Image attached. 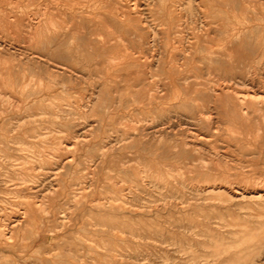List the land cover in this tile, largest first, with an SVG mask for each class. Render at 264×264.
Instances as JSON below:
<instances>
[{
  "label": "rangeland",
  "instance_id": "obj_1",
  "mask_svg": "<svg viewBox=\"0 0 264 264\" xmlns=\"http://www.w3.org/2000/svg\"><path fill=\"white\" fill-rule=\"evenodd\" d=\"M122 1L79 0L67 36L0 3V264H264V0Z\"/></svg>",
  "mask_w": 264,
  "mask_h": 264
},
{
  "label": "bare ground",
  "instance_id": "obj_2",
  "mask_svg": "<svg viewBox=\"0 0 264 264\" xmlns=\"http://www.w3.org/2000/svg\"><path fill=\"white\" fill-rule=\"evenodd\" d=\"M91 1L96 5V4H98V3H102V2L108 3V2L115 1L114 3H116V2H119V1H121V0H91ZM141 1H143V0H141ZM149 1H150V0H149ZM149 1L146 0V2H149ZM151 1H154V0H151ZM163 1H164V0H163ZM167 1H168V0H167ZM76 2L78 3L79 0H0L1 5H2V4H5V5L8 6V8L13 7L14 9L16 8V9H18V10L23 9L22 7H28L29 5H30V7H33V6H31L32 4H33V5H36V6H37L38 13H40V14L42 15V16H38V19H40V17H42V20L40 19V21H42V23L44 22V23H43V26H42V27H44V28H43V31H44V30H47L48 33L50 32V33H55V34H56V33H57V34H63V33H65V35H63V36H67V35H66L67 32L70 31V30H72L73 28L70 29V30H68L67 24H66V26H65V24L62 23L63 20H62V22H61L60 20H58V21H60V22H57V20H55V19H56L55 17H60L61 15L66 14V13H68L67 15H69V14H71L70 12H71L72 10L76 12V11H77V9L75 8V3H76ZM122 2H123V1H122ZM227 2H228V1H227ZM247 2H248V1H247ZM77 3H76V4H77ZM123 3H126V4L131 3V4L134 5L136 2L134 1V3H133V1L130 2V0H125V2H123ZM141 3H142V2H141ZM167 3H168V2H167ZM50 4H53L54 6L52 5V7H50V6H49ZM87 4H88V3H87ZM108 4H109V3H108ZM136 4H138V3H136ZM136 4H135V5H136ZM149 4H150V3H149ZM149 4L146 3L145 5H149ZM217 4H218V3H217ZM238 4H239V3H238ZM1 5H0V6H1ZM116 5H117V6L119 5V7H120L121 4L118 3V4H116ZM135 5H134V6H135ZM153 5H154V4H153ZM158 5H159V2H158ZM167 5H169V4H167ZM7 6H5V7H7ZM77 6H78V5H77ZM79 6H80V4H79ZM85 6H86V3L83 1V2H82V10L85 8ZM96 6H99V5H96ZM96 6H94V7H96ZM129 6H130V5H129ZM159 6H161V5H159ZM30 7H29V8H30ZM38 7H39L40 9H38ZM111 7H112V6H111ZM136 7H137V6H136ZM167 7H168V6H167ZM216 7H217V6H216ZM0 8H1V7H0ZM13 8H12V9H13ZM88 8H89V7H87V9H88ZM91 8H92V7H91ZM97 8H98V7H97ZM99 8H100V7H99ZM129 8H130V7H129ZM131 8H134V7H131ZM140 8H141V7H140ZM5 9H6V8H5ZM5 9H4V10H5ZM100 9H101V8H100ZM106 9H107V7H106ZM106 9H104V12H105ZM125 9H127V8H125ZM125 9H124V10H125ZM142 9H143V8H142ZM149 9H150V8H149ZM231 9H232V8H231ZM2 10H3V9H2ZM78 10H81V9H78ZM88 10H89V9H88ZM91 10H92V9H91ZM102 10H103V9H102ZM124 10H123V11H124ZM133 10L136 12L135 8H134ZM140 10H141V9H140ZM13 11H14V10H13ZM86 11H87V10H86ZM97 11H98V10H97ZM110 11H111V10H110ZM117 11H118V9H117ZM121 11H122V8H121ZM4 12H5V11H4ZM8 12H9V11H8ZM8 12H7V11L5 12V13L7 14V16H8V15H11V14H10L11 12H10L9 14H8ZM84 12H85V11H84ZM94 12H95V11H94ZM107 12H108V11H107ZM118 12H119V11H118ZM126 12H127V11H126ZM138 12H139V11H138ZM0 13H1V12H0ZM5 13L2 14V15H6ZM90 13H91V12H90ZM98 13H100V12H98ZM119 13H120V12H119ZM136 13H137V12H136ZM142 13H143V12H141L140 15H142ZM13 14H14V13H12V15H13ZM24 14L28 15V13H24ZM33 14H34V13H33ZM36 14H37V13H36ZM40 14H39V15H40ZM93 14H95V13H93ZM96 14H97V12H96ZM100 14H102V13H100ZM104 14H105V13H104ZM117 14H118V13H117ZM122 14H124V13H122ZM131 14H132V13H131ZM0 15H1V14H0ZM2 15H1V16H2ZM29 15H30V14H29ZM37 15H38V14H37ZM102 15H103V14H102ZM106 15H107V14H106ZM108 15H109V14H108ZM133 15H134V14H133ZM221 15H222V14H221ZM1 16H0V19H1ZM24 16H25V15H24ZM33 16H34V18H35L36 15L34 14ZM74 16H75V14H74ZM113 16H114V15H113ZM136 16H137V15H136ZM143 16H144V15H143ZM3 17H4V16H3ZM13 17H14V15H13ZM16 17H17V15H16ZM19 17H23V16H20V15H19ZM19 17H18V18H19ZM30 17H32V16H30ZM65 17H66V16H65ZM79 17H80V16H79ZM79 17H78V19H75V20L78 21V20H79ZM105 17H106V16H105ZM111 17H112V16H111ZM121 17H123V16H121ZM124 17H125V16H124ZM130 17H131V16H130ZM5 18H6V17H5ZM8 18H9V17H8ZM14 18H15V17H14ZM18 18H17V19H18ZM24 18H26V17H24ZM28 18H29V17H28ZM61 18H62V17H61ZM67 18H68V17H67ZM72 18H73V17H72ZM72 18H71V19H72ZM81 18H82V17H81ZM81 18H80L79 21H81ZM83 18H84V17H83ZM95 18H96V17H95ZM112 18H114V17H112ZM29 19L31 20V18H29ZM58 19H59V18H58ZM90 19H91V18H90ZM100 19H101V18H100ZM116 19H118V18H116ZM142 19H143V18H142ZM144 19H145V17H144ZM151 19H152V18H151ZM155 19H156V18H155ZM157 19H158V18H157ZM190 19H191V18H190ZM4 20H5V19H4ZM4 20H3V21H4ZM7 20H8V19H7ZM9 20H10V18H9ZM9 20H8V21H9ZM11 20H12V19H11ZM18 20H19V19H18ZM36 20H37V19H36ZM75 20H74V21H75ZM91 20H92V19H91ZM109 20H110V19H109ZM114 20H115V19H114ZM118 20H122V19H118ZM118 20H117V21H118ZM139 20H140V19H139ZM12 21H13V20H12ZM20 21H23V18H22V20H20ZM31 21H32V20H31ZM31 21H30V22H31ZM34 21H35V20H34ZM37 21H38V20H37ZM85 21H86V20H85ZM97 21H99V19H98ZM14 22H16V21H14ZM92 22H93V21H92ZM112 22H113V21H112ZM118 22H119V21H118ZM118 22H117V23H118ZM129 22H130V21H129ZM139 22H141V21H139ZM0 23H1V22H0ZM4 23H7L6 20H5V22H3V24H4ZM11 23H12V22H11ZM22 23H23V22H22ZM25 23H27V21H25ZM25 23H23V24H25ZM33 23H34V22H33ZM33 23H31V24L34 25ZM80 23H81V22H80ZM95 23H96V22H95ZM95 23H92V24H95ZM101 23H102V20H101ZM105 23H106V22H105ZM114 23H115V22H114ZM124 23H125V22H124ZM132 23L135 24V23H137V21H136L135 23H134L133 21H131V24H132ZM144 23H145V21L143 22V24H144ZM148 23H149V22H148ZM157 23H158V22H157ZM174 23H175V21H174ZM177 23H178V22H177ZM3 24H1V25H2V28H3ZM13 24H14V23H12V25H13ZM68 24H69V23H68ZM106 24H107V23H106ZM108 24H109V23H108ZM126 24H128V23L126 22ZM133 24H132V25H133ZM141 24H142V23H141ZM141 24H140V25H141ZM17 25H18V23H17ZM36 25H37V24L35 23V26H34V27H36ZM41 25H42V24H41ZM69 25H71V24H69ZM76 25H77V23H76ZM78 25H80V24H78ZM78 25H77V26H78ZM85 25H86V24H84V28H85ZM87 25H88V24H87ZM97 25H98V24H97ZM104 25H105V24H104ZM109 25H110V24H109ZM114 25H115V24H114ZM122 25H123V21H122ZM147 25H148V24H147ZM15 26H16V25H15ZM90 26H91V25H90ZM90 26H89V27H90ZM92 26H93V25H92ZM95 26H96V25H95ZM95 26H94V27H95ZM98 26H99V25H98ZM117 26H118V25H117ZM142 26H143V25H142ZM148 26H149V29H150V26H151V25H148ZM154 26H155V25H154ZM179 26H180V25H179ZM10 27H11V26H10ZM10 27H8V28H10ZM23 27H24V25H23ZM42 27L40 26L39 28H42ZM69 27H70V26H69ZM86 27H87V26H86ZM94 27H93L92 29H95ZM100 27H101V26H99V28H100ZM114 27H115V26H113V28H114ZM129 27H130V26H129ZM129 27H128V28H129ZM137 27H138V26H137ZM159 27H160V26H159ZM175 27H176V26H175ZM223 27H224V26H223ZM223 27H222V28H223ZM225 27H226V26H225ZM12 28H13V27H12ZM30 28H31V25H30ZM30 28H27V29H28V30H31ZM70 28H71V27H70ZM105 28H106V27H105ZM113 28H111V29L113 30ZM131 28H132V27H131ZM135 28H136V27H134V29H135ZM152 28H153V25H152ZM152 28H151V29H152ZM156 28H158V27H156ZM18 29H19V27H18ZM23 29H24V28H23ZM33 29H34V28H33ZM80 29H81V28H80ZM85 29H86V28H85ZM88 29H90V28H88ZM96 29H97V28H96ZM100 29H101V28H100ZM102 29H103V27H102ZM102 29H101V30H102ZM119 29H120V28H119ZM125 29H127V27H125ZM164 29H165V28H164ZM164 29H163V30H164ZM171 29H172V28H171ZM175 29H176V28H175ZM7 30H9V29H7ZM12 30H13V29H12ZM19 30H20V29H19ZM35 30H36V28H35ZM39 30H40V29H39ZM90 30H91V29H90ZM130 30H131V29H130ZM160 30H162V29H160ZM179 30H181V27H180ZM224 30H225V28H224ZM25 31H26V29H25ZM32 31H33V30H32ZM47 31H46V32H47ZM83 31H84V30H83ZM95 31H96V30H95ZM114 31L116 32V29H115ZM151 31H152V30H151ZM10 32H11V30H10ZM20 32H21V31H20ZM28 32H29V31H28ZM28 32H26V33H28ZM79 32H80V31H79ZM85 32H87V31H85ZM111 32H112V31L110 30L109 33H111ZM124 32H126V31L124 30ZM131 32H132V31H131ZM158 32H159V31H158ZM158 32H157V33H158ZM172 32H173V31H172ZM175 32H176V31H175ZM235 32H236V31H235ZM29 33H31V32H29ZM32 33H33V32H32ZM37 33H38V32H37ZM39 33H40V31H39ZM39 33H38V34H39ZM50 33H49V34H50ZM69 33H71V31H70ZM93 33H94V32H93ZM118 33H119V32H118ZM132 33H133V32H132ZM152 33H153V31H152ZM176 33H177V32H176ZM181 33H182V32H181ZM221 33H222V32H221ZM228 33H229V32H228ZM233 33H234V32H233ZM11 34H12V33H11ZM18 34H19V33H18ZM44 34H46V33H44ZM97 34H98V32H97ZM104 34H105V33H104ZM122 34H123V33H122ZM128 34H129V32H128ZM133 34H135V33H133ZM178 34H179V32H178ZM31 35H32V34H30V36H31ZM39 35H41V34H39ZM74 35H75V34H74ZM74 35H72V36H74ZM78 35H79V34H78ZM87 35H89V34H87ZM116 35H117V34H116ZM155 35H156V34H155ZM157 35H158V34H157ZM159 35H160V34H159ZM171 35H172V34H171ZM173 35H174V33H173ZM179 35H180V34H179ZM224 35H225V34H224ZM231 35H232V34H231ZM23 36H24V35H23ZM26 36L29 37L28 35H26ZM34 36H35L34 38L36 39V36H37V35H34ZM48 36H49V35L47 34L46 37H48ZM72 36L69 34V37H71V39H72ZM75 36H76V35H75ZM99 36H100V35H99ZM107 36H108V34H107ZM111 36H112V35H111ZM124 36H125V35H124ZM124 36H123V39H124ZM142 36H143V35H142ZM175 36H176V35H175ZM233 36H234V38H235V34H234ZM31 37H32V36H31ZM50 37H51V36H50ZM81 37H82V36L80 35V36H79V39H81ZM105 37H106V35H105ZM114 37H115V36H114ZM114 37H113V38H114ZM139 37H141V36H139ZM155 37H156V36H155ZM160 37H161V36H160ZM32 38H33V37H32ZM32 38H31V39H32ZM38 38H39V36H38ZM38 38H37V39H38ZM61 38H64V37L61 36ZM74 38H75V37H74ZM82 38H84L83 40H85V35H84V37H82ZM86 38H87V36H86ZM96 38H97V37H95V39H96ZM127 38H128V37H127ZM137 38H138V37H137ZM141 38H142V37H141ZM141 38L139 39V41L141 40ZM150 38H152V37H150ZM232 38H233V37H232ZM3 39H4V38H3ZM22 39H23V38H22ZM40 39H41V38H40ZM44 39H46V38H44ZM71 39H70V41H71ZM75 39H76V38H75ZM75 39H72V40H75ZM98 39H99V37H98ZM102 39L104 40V38H101L99 41H101ZM116 39H119V38L117 37ZM116 39L114 38V40H116ZM128 39H130V38H128ZM135 39H136V38H135ZM158 39H159V38H158ZM160 39H161V38H160ZM171 39H172V37H171ZM177 39H178V37H177ZM221 39H222V38H221ZM38 40H39V39H38ZM46 40H47V39H46ZM50 40H52V39H50ZM60 40H62V39H60ZM67 40L69 41V38H68ZM86 40H87V39H86ZM174 40H175V39H174ZM178 40H180V39H178ZM182 40H183V39H182ZM235 40H236V39H235ZM10 41H11V40H10ZM42 41H43V39L40 40V43H42ZM47 41H49V38H48ZM47 41H45V42H47ZM64 41H65V40H64ZM75 41H76V40H75ZM75 41H73V42H75ZM112 41H113V40H112ZM130 41H131V40H130ZM151 41H152V40H151ZM206 41H207V40H206ZM233 41H234V40H233ZM245 41H246V40H245ZM52 42H53V41H52ZM71 42H72V41H71ZM73 42H72V43H73ZM79 42L81 43V45L83 44V43H82L81 41H79V40H78V43H77V41H76V44H79ZM87 42H88V41H87ZM96 42H97V41H96ZM96 42H95V43H96ZM121 42H122V41H121ZM144 42H145V41H144ZM156 42H157V41H156ZM158 42H159V41H158ZM158 42H157V43H158ZM178 42H179V41H178ZM191 42H192V41H191ZM3 43H4V42H3ZM50 43H51V42H50ZM66 43H67V42H66ZM122 43H123V42H122ZM124 43H125V42H124ZM134 43H135V42H134ZM139 43H140V42H139ZM141 43H142V41H141ZM141 43H140V44H141ZM151 43H152V42H151ZM176 43H177V40H176ZM179 43H180V42H179ZM189 43H190V42H189ZM192 43H193V42H192ZM196 43H197V42H196ZM231 43H232V42H231ZM21 44H22V43H21ZM51 44H52V43H51ZM54 44H55V43H54ZM69 44H70V42L68 43V45H69ZM84 44H85V43H84ZM84 44H83V46H84ZM97 44H98V43H97ZM102 44H103V43H102ZM135 44L137 45L138 42H136ZM153 44H154V43H153ZM174 44H175V43H174ZM204 44H205V43H204ZM233 44H234V43H233ZM52 45H53V44H52ZM52 45H51V47H52ZM58 45H59V44H58ZM72 45L74 46V44H72ZM98 45H99V44H98ZM105 45H106V44L102 45V48L105 49V51H108L107 49H109V48H108L109 46L106 47V48H107V49H106V48H105ZM109 45H110V43H109ZM128 45H129V43H128ZM143 45H145V44H143ZM151 45H152V44H151ZM205 45H206V44H205ZM207 45H208V44H207ZM70 46H71V45H70ZM76 46H77V45H76ZM76 46H74V47H72V48H75ZM83 46H82V47H83ZM103 46H104V47H103ZM111 46H112V44H111ZM123 46H124V45H123ZM132 46H133V45H132ZM132 46H131V48H132ZM145 46H147V45H145ZM145 46H144V47H145ZM153 46H154V45H152V47H153ZM176 46H177V44H176ZM176 46H175V47H176ZM201 46H202V45H201ZM53 47H54V46H53ZM66 47H69V46H66ZM127 47H128V46H127ZM175 47H174V49H175ZM178 47H179V46H178ZM178 47H177V48H178ZM180 47H181V46H180ZM182 47H183V46H182ZM184 47H185V46H184ZM206 47H207V46H206ZM231 47H232V46H231ZM56 48H58V47H56ZM77 48H78V47H77ZM77 48H76V49H77ZM84 48H87L86 45H85ZM121 48H123V47H121ZM146 48H147V47H146ZM194 48H195V47H194ZM53 49H55V47H54ZM90 49H91V48H90ZM94 49H95V48H94ZM115 49H116V47H115ZM178 49H180V48H178ZM207 49H208V47L206 48V50H207ZM209 49H210V48H209ZM17 50H18V49H17ZM78 50H79V48H78ZM78 50H75V54H76V51H78ZM85 50H86V49H85ZM87 50H89V48H88ZM87 50H86V51H87ZM139 50H140V49H139ZM149 50H151V52H152V49L149 48ZM183 50H184V48H183ZM210 50H211V49H210ZM52 51L54 52V50H52ZM67 51H68V50H67ZM80 51H81V50H80ZM92 51H94V50L92 49ZM100 51H101V50H100ZM146 51H148V50L146 49ZM174 51H175V50H174ZM179 51H180V50H179ZM199 51H200V50H199ZM203 51H204V50H203ZM56 52H57V51H56ZM71 52H72V51H71ZM71 52H70V53H71ZM78 52H79V51H78ZM78 52H77V53H78ZM109 52H113V53L111 54V56L113 55L114 57H115V56L117 57L118 55H121L122 57L127 56V60H128V57L131 58V57L133 56V51L131 52V51H129V49L127 50V49L125 48V46H124V52H123L122 50H121V51H119V50H110V51H108L107 53L109 54ZM120 52H122V53H120ZM148 52H150V51H148ZM208 52H209V50H208ZM210 52H212V51H210ZM50 53H52V52H50ZM80 53H81V52H80ZM104 53H105V52H104ZM142 53H143L142 51H139L138 54H141V55H142ZM145 53H146V52H145ZM145 53H143V54H145ZM181 53H182V52H181ZM87 54L89 55V52H88V51H87ZM98 54H99V53H98ZM174 54H175V53H174ZM176 54H177V53H176ZM178 54H179V53H178ZM192 54H193V52H192ZM192 54H191V52H190L188 55L192 56ZM76 55H77V54H76ZM106 55H107V54H106ZM180 55H181V54H180ZM184 55H186V54H184ZM212 55H213V54H212ZM58 56H59V55H58ZM72 56H74V54H73ZM77 56H78V55H77ZM89 56H90V55H89ZM89 56H87V57H89ZM92 56H93V55H92ZM101 56H102V55H101ZM111 56H110V57H111ZM134 56H135V54H134ZM137 56H140V55H137ZM137 56H136V57H137ZM149 56H150V55H149ZM151 56H152V55H151ZM154 56H155V54H154ZM202 56H203V55H202ZM210 56H211V55H210ZM34 57H35V55H34ZM63 57H64V56H63ZM75 57H76V56H75ZM108 57H109V56H108ZM108 57L106 56V58H108ZM110 57H109V58H110ZM114 57H113V58H114ZM181 57H182V56H181ZM200 57H201V56H200ZM203 57H204V56H203ZM206 57H207V56H206ZM206 57H205V58H206ZM212 57H213V56H212ZM47 58H48V57H47ZM60 58H61V57H60ZM64 58H65V57H64ZM82 58H86V57H82ZM95 58H96V57H95ZM103 58H104V56H103ZM109 58H108V59H109ZM118 58H119V57H118ZM141 58H142V57H141ZM172 58H173V56H172ZM178 58H179V57H178ZM178 58H177V59H178ZM207 58H208V57H207ZM38 59H39V58H38ZM77 59H78V58H77ZM86 59H87V58H86ZM90 59H92V58H90ZM96 59H98V58H96ZM108 59H107V61L109 62L110 60H108ZM110 59L112 60V57H111ZM116 59H117V58H116ZM125 59H126V58H125ZM134 59H135V57H134ZM134 59H133V60H134ZM88 60H89V59H88ZM99 60H100V59H99ZM99 60H98V61H99ZM101 60H102V57H101ZM120 60H121V59H120ZM120 60H119V62H120ZM129 60H130V59H129ZM147 60H148V59H147ZM147 60H146V62H147ZM211 60H212V59H211ZM94 61H96V60H94ZM113 61H114V60H113ZM131 61H132V60H131ZM131 61H129V62H131ZM138 61H139V60H138ZM173 61H174V64H175V63H177V62H175V61H178V60H173ZM173 61H172V62H173ZM190 61H192V60L190 59ZM104 62H106V60H105ZM119 62H118L117 64H120ZM123 62H124V61H123ZM129 62H128V63H129ZM192 62H193V61H192ZM204 62H205V61H204ZM212 62H213V61H212ZM214 62H216V61H214ZM257 62H258V61H257ZM60 63H61V62H60ZM84 63H85V62H84ZM91 63H92V62H91ZM102 63H103V62H102ZM102 63H101V64H102ZM113 63H114V62H113ZM124 63H125V62H124ZM124 63H123V65H125V64L128 65V63H125V64H124ZM206 63H207V61H206ZM209 63H211V62L209 61ZM235 63H236V62H235ZM62 64H63V63H62ZM115 64H116V63H115ZM182 64H183V63H182ZM185 64H186V63H185ZM57 65H58V64H57ZM107 65H108V64H107ZM121 65H122V64H121ZM149 65H150V64H149ZM175 65H177V64H175ZM191 65H192V64H191ZM253 65H255V64H253ZM55 66H56V65H55ZM63 66H66V65L64 64ZM87 66H88V64H87ZM92 66H93V65H92ZM92 66H90V67H92ZM143 66H144V64H143ZM108 67H110V66L108 65ZM111 67H112V66H111ZM120 67H121V66H120ZM120 67L118 66V67H116V68H120ZM168 67H169V66H168ZM181 67H182V66H181ZM188 67H189V66H188ZM188 67H186V68H188ZM102 68H103V67H102ZM104 68L107 69V67H104ZM104 68H103V69H104ZM123 68H125V66H124V67L122 66L121 69H123ZM134 68H135V67H134ZM134 68H133V69H134ZM136 68H137V67H136ZM142 68H143V67H142ZM174 68H175V67H174ZM245 68H246V67H245ZM82 69H83V68H82ZM93 69H94V66H93ZM95 69H97V68H95ZM111 69L113 70V68H111ZM111 69H110V71H112ZM131 69H132V68H131ZM138 69H139V68H138ZM63 70H64V69H63ZM65 70H66V68H65ZM65 70H64V71H65ZM116 70H117V69H116ZM129 70H130V69H129ZM142 70H143V69H142ZM106 71H108V70H106ZM114 71H115V70H114ZM114 71H112V72L114 73ZM145 71H146V70H145ZM180 71H181V70H180ZM182 71H183V70H182ZM142 72L144 73V71H142ZM108 73H110V72H108ZM19 74H20V73H19ZM98 74H99V73H98ZM181 74H183V73H181ZM84 76H85V75H84ZM103 76H104V75H103ZM182 77H184V76L182 75ZM186 78H187V77H186ZM176 79L178 80V77H177ZM237 79H238V78H237ZM239 79H240V78H239ZM245 79H246V78H245ZM55 80H56V79H55ZM158 80H159V79H158ZM240 80H241V79H240ZM240 80H239V81H240ZM250 80H251V79H250ZM5 81H6V80H5ZM160 81H161V80H160ZM179 81H180V80H179ZM185 81H186V80H185ZM185 81H184V83H185ZM231 81H232V80H231ZM246 81H247V80H246ZM1 82H2V81H1ZM186 82H187V81H186ZM240 82H241V81H240ZM242 82H244V81H242ZM86 83H87V82H86ZM180 83H181V82H180ZM180 83H179V84H180ZM222 83H223V82H222ZM195 84H196V83H195ZM205 84H206V83H205ZM245 84H248V83L246 82ZM186 85H187V84H186ZM197 85H198V84H197ZM206 85H207V84H206ZM256 85H257V84H256ZM0 86L2 87L1 84H0ZM182 86H183V85H182ZM202 86H203V85H202ZM224 86H226V85H224ZM238 86H239V85H238ZM187 87H188V86H187ZM244 87H245V86H244ZM197 88H198V87H197ZM209 88H210V86H209ZM209 88H208V89H209ZM195 89H196V88H195ZM251 89H252V88H251ZM3 90H4V88H3ZM243 90H245V89L243 88ZM247 90L249 91L250 89H247ZM0 91H1V90H0ZM200 91H201V90H200ZM213 91H214V90H213ZM250 91H251V90H250ZM5 92H6V91H5ZM198 92H199V90H198ZM203 92H204V91H203ZM208 92H209V91H208ZM211 92H212V91H211ZM211 92H210V93H211ZM239 92H240V91H239ZM255 92H256V91H255ZM200 93H201V92H200ZM235 93H236V92H235ZM249 93H250V92H249ZM5 94H6V93H5ZM5 94H4V95H5ZM212 94H213V93H212ZM233 94H234V93H233ZM241 94H242V96H243L244 93L241 92ZM4 95H3V96H4ZM210 95H211V94H210ZM246 95H247V94H246ZM248 95H249V94H248ZM248 95H247V96H248ZM250 95H251V94H250ZM250 95H249V97H252V96H253V95H252V96H250ZM8 96H9V95H8ZM205 96H206V95H205ZM211 96H213V95H211ZM211 96H209V97H211ZM220 96H221V95H220ZM220 96H219V97H220ZM234 96H235V95H233V97H234ZM254 96H255V94H254ZM257 96H258V95H257ZM6 97H7V96H6ZM244 97H245V98L242 99V101H243V100H244V101L246 100V96H244ZM249 97H247V98L249 99ZM255 97H256V96H255ZM10 98H11V97H10ZM211 98H215V96H214V97H211ZM216 98H217V97H216ZM226 98H227V97H226ZM238 98H239V97H238ZM238 98H236L237 101H238ZM240 98H242V97H240ZM257 98H258V97H257ZM1 99H2V94H1ZM4 99H5V98H4ZM7 99H8V98H6V100H7ZM224 99H225V98H224ZM224 99H223V100H224ZM2 100H3V99H2ZM212 100H214V99H212ZM215 100H216V99H215ZM218 100H219V99H218ZM218 100H217V101H218ZM227 100H228V99H227ZM252 100H254V97L252 98ZM263 100H264V99H263ZM263 100H262V101H263ZM10 101H11V99H10ZM229 101H230V100H229ZM233 101H234V100H233ZM256 101H257V99H256ZM253 102H254V101H253ZM260 102H261V101H260ZM229 103H230V102H229ZM248 103H249V102H248ZM254 103H255V102H254ZM254 103H253V104H254ZM256 103H258V102H256ZM263 103H264V101H263ZM245 104H246V103H245ZM211 105H212V104H211ZM241 105H242V104H241ZM246 105H247V104H246ZM249 105H250V104H249ZM254 105H255V104H254ZM254 105H252V106H250V107H253ZM256 105H259V104H256ZM260 105H261V104H260ZM223 107H224V106H223ZM242 107H243V106H241V109H242ZM255 107H256V106H255ZM238 108H239V106H238ZM243 108H244V107H243ZM263 108H264V107H263ZM247 109H248V108H247ZM0 110H1V109H0ZM242 110H246V109H242ZM260 110H261V109H260ZM201 111H202V110H201ZM227 112H228V111H227ZM229 112H230V110H229ZM208 113H209V112H208ZM208 116H209V115H208ZM241 116H242V115H241ZM0 119H1V118H0ZM244 119H245V118H244ZM199 120H200V119H199ZM235 120H236V119H235ZM239 120H240V119H239ZM244 121H246V120H244ZM86 124H87V123H86ZM203 125H204V124H203ZM203 125H202V126H203ZM208 125H209V124H208ZM236 125H237V124H236ZM242 125H245V124H242ZM237 126L240 127V125H237ZM156 127H157V126H156ZM205 127H206V126H205ZM245 127H246V126H245ZM61 128H62V127H61ZM242 128H243V127H242ZM242 128H241V129H242ZM206 129H207V127H206ZM209 129H210V127H209ZM233 129H234V128H233ZM235 129H236V128H235ZM247 129H248V128H247ZM154 130H155V129H154ZM160 130H161V129H160ZM191 130H192V129H191ZM236 130H238V129H236ZM145 131H146V130H145ZM238 131H239V130H238ZM244 131H245V130H244ZM244 131H243V132H244ZM139 132H140V131H139ZM190 132H192V131H190ZM232 132H233V131H232ZM247 132H248V131H247ZM255 132L258 133L257 131H255ZM64 133H65V132H64ZM192 133H193V132H192ZM263 133H264V132H263ZM185 134H186V133H185ZM194 134H195V133H194ZM223 134H224V133H223ZM241 134H243V133L241 132ZM62 135H63V134H62ZM192 135H193V134H192ZM192 135H191V136H192ZM195 135H198V133L195 134ZM206 135H207V134H206ZM243 135H244V134H243ZM247 135H248V133H247ZM247 135H246V136H247ZM263 135H264V134H263ZM236 136H237V135H236ZM238 136H239V135H238ZM241 136H242V135H241ZM241 136H240V138H241ZM251 136H253L252 133H251ZM256 136H257V135H256ZM193 137H194V136H193ZM198 137H199V136H198ZM39 138H40V137H39ZM58 138H59V137H58ZM200 138H201V137H200ZM204 138H206V137H202V139H204ZM217 138H218V137H217ZM15 139H16V138H15ZM114 139H115V138H114ZM194 139H195V138H194ZM194 139H193V140H194ZM208 139H209V138H208ZM258 139H259V138H258ZM18 140H19V139H18ZM22 140H23V139H22ZM198 140H199V139H198ZM259 140H260V139H259ZM20 141H21V140H20ZM186 141H187V140H186ZM196 141H197V139H196ZM201 141H202V140H201ZM58 142H59V141H58ZM198 142H199V141H198ZM240 142H241V140H240ZM257 142H258V141H257ZM24 143H25V142H24ZM65 143H66V142H65ZM183 143H184V142H183ZM193 143H194V142H193ZM196 143H197V142H196ZM204 143H205V142H204ZM208 143H209V141H208ZM241 143H243V142H241ZM259 143H260V142H259ZM21 144H23L22 141H21ZM73 144H74V143H73ZM19 145H20V144H19ZM200 145H201V144H200ZM23 146H24V145H23ZM181 146H183V144H182ZM186 146H187V145H186ZM192 146H193V145H192ZM202 146H203V145H202ZM228 146H229V145H228ZM259 146H260V145H259ZM259 146H258V147H259ZM2 147H3V146H0V148H2ZM24 147H25V146H24ZM24 147H23L22 149H24ZM30 147H31V145H30ZM188 147H189V146H188ZM230 147H231V146H230ZM6 148H8V147H6ZM20 148H21V147H20ZM20 148H19V149H20ZM185 148H186V147H185ZM131 149H132V148H131ZM20 150H21V149H20ZM200 150H201V149H200ZM207 150H208V149H207ZM38 151H39V150H38ZM184 151H185V149H184ZM191 151H192V150H191ZM193 151H194V150H193ZM208 151H209V150H208ZM210 151H211V150H210ZM25 152H26V151H25ZM25 152H24V153H25ZM36 152H37V151H36ZM180 152H181V151H180ZM185 152H186V151H185ZM195 152H196V151H195ZM24 153H23V154H24ZM26 153H27V152H26ZM40 153H41V151H40ZM46 153H48V152H46ZM175 153H176V152H175ZM175 153H174V154H175ZM208 153H209V152H208ZM239 153H240V152H239ZM9 154H10V153H9ZM28 154H29V153H28ZM199 154H200V153H199ZM248 154H249V153H248ZM2 155H3V154H2ZM2 155H0V156H2ZM19 155H20V154H19ZM26 155H27V154H26ZM29 155H30V154H29ZM4 156H5V155H4ZM11 156H12V155H11ZM44 156H45V155H44ZM177 156H178V155H177ZM211 156H212V155H211ZM224 156H225V155H224ZM71 157H72V156H71ZM203 157H204V156H203ZM228 157H229V156H228ZM5 158H6V156H5ZM98 158H99V157H98ZM200 158L202 159V157H200ZM6 159H7V158H6ZM92 159H93V158H92ZM248 159H249V158H248ZM0 160L3 161L2 158H0ZM11 160H12V159H11ZM13 160H14V158H13ZM27 160H28V159H27ZM38 160H39V158H38ZM98 160H99V159H98ZM98 160H97V161H98ZM230 160H231V159H230ZM19 161H20V160H19ZM19 161H18V163L20 164ZM23 161H24V160H23ZM28 161H29V160H28ZM43 161H44V158H43ZM73 161H74V160H73ZM99 161H101V159H100ZM200 161H202V160H200ZM205 161H207V160H205ZM8 162H9V160H8ZM14 162H15V161H14ZM39 162H41V160H39ZM93 162H94V161H93ZM207 162H208V161H207ZM238 162H239V161H238ZM2 163H4V162H2ZM2 163H0V165H1ZM28 163H29V162H28ZM65 163H67V162H65ZM68 163H69V162H68ZM196 163H197V165L199 164L198 162H196ZM204 163H205V162H204ZM6 164H8V163H6ZM15 164H16V163H15ZM192 164H194V163H192ZM205 164H206V163H205ZM13 165H14V164H13ZM17 165H18V164H17ZM195 165H196V164H195ZM199 165H200V164H199ZM202 165H203V164H202ZM3 166H4V168L6 169V167H5L6 165L3 164ZM14 166H15V165H14ZM1 167H2V166H1ZM8 167H9V165H8ZM18 167H19V166H18ZM30 167H31V166H30ZM190 167H191V166H190ZM196 167H198V166H196ZM206 167H207V166H206ZM209 167H210V166H209ZM238 167H239V166H238ZM19 168H20V167H19ZM21 168H22V167H21ZM21 168H20V169H21ZM31 168H32V167H31ZM20 169H19V170H20ZM23 169H24V168H23ZM90 169H91V168H90ZM176 169H177V168H176ZM195 169H196V168H195ZM223 169H224V168H223ZM0 170H1V169H0ZM21 170H22V169H21ZM92 170H93V169H92ZM169 171H171V170H169ZM0 172H1V171H0ZM18 172H19V171H18ZM23 172H24V171H23ZM141 172H142V171H141ZM141 172H139V173H141ZM36 174H38V173H36ZM36 174H35V175H36ZM156 174H157V173H156ZM218 174H219V173H218ZM136 175H137V174H136ZM138 175H139V174H138ZM140 175H141V174H140ZM24 176H25V175H24ZM18 177H19V176H18ZM18 177H16V179H17ZM20 177L22 178L23 176L21 175ZM26 177H28V176H26ZM36 177H37V176H36ZM61 177H62V176H61ZM139 177H141V176H139ZM38 178H39V177H38ZM19 179H20V178H19ZM22 179H24V178H22ZM39 179H41V178H39ZM76 179H77V178H76ZM133 179H134V178H133ZM2 180H3V179H2ZM5 180H6V179H5ZM138 180H139V179H138ZM258 180H259V179H258ZM19 181H20V180H19ZM21 181L24 182V180H21ZM25 181H26V180H25ZM27 181H28V180H27ZM27 181H26V182H27ZM39 181H40V180H39ZM260 181H261V180H260ZM73 182H75V179H73ZM131 182H132V181H131ZM116 183H117V182H116ZM133 183H134V182H133ZM29 184H30V183H29ZM29 184H28V185H29ZM134 184H135V183H134ZM73 185H74V183H73ZM78 185H79V184H78ZM69 186H70V185H69ZM74 186H75V185H74ZM110 186H111V185H110ZM213 186H214V185H213ZM216 186H217V185H216ZM24 187H25V186H24ZM26 187H27V185H26ZM29 187H30V186H29ZM71 187H72V185H71ZM116 187H117V186H116ZM56 188H57V187H56ZM112 188H113V186H112ZM222 188H223V187H222ZM70 189H71V188H70ZM72 189H73V188H72ZM72 189H71V190H72ZM119 189H120V188H119ZM119 189H118V190H119ZM210 189H211V188H210ZM218 189H219V188H218ZM218 189H217V190H218ZM182 190H183V189H182ZM207 190H208V188L206 189V191H207ZM211 190H213V189H211ZM262 190H263V189H262ZM114 191H116V190H114ZM119 191H120V190H119ZM214 191H216V190H214ZM227 191H228V190H227ZM234 191H237V190L235 189ZM17 192H18V191H17ZM69 192H70V191H69ZM72 192H73V191H72ZM74 192H75V191H74ZM117 192H118V191H117ZM120 192H121V191H120ZM120 192H119V193H120ZM210 192H211V191H210ZM212 192H213V191H212ZM239 192H240V191H239ZM247 192H248V191H247ZM250 192H251V191H250ZM28 193H29V192H28ZM113 193H115V192H113ZM237 193H238V192H237ZM29 194H31L30 196H32V193H29ZM29 194H28V195H29ZM69 194H70V193H69ZM245 194H246V192H245ZM18 195H19V194H18ZM25 195H26V194H25ZM48 195H49V194H48ZM115 195H116V194H115ZM123 195H124V194H123ZM162 195H163V194H162ZM233 195H234V194H233ZM233 195L231 194V196H233ZM19 196H20V195H19ZM22 196H23V195H22ZM113 196H114V195H113ZM119 196H120V194H119ZM121 196H122V194H121ZM246 196H247V195H246ZM246 196H245V197H246ZM20 197H21V196H20ZM23 197H24V199H25V196H23ZM27 197H28V196H27ZM32 197H34V196H32ZM115 197H116V196H115ZM248 197H249V196H248ZM250 197H252L253 199H258V200H256V201H258V204H263V205H264V192H263V191L258 190V192H254V193H252V195H251ZM29 198H30V197H28L27 200H29ZM116 198H117V197H116ZM116 198L114 199V198L112 197V199H114V202H115ZM239 198H240V197H239ZM33 199H34V198H33ZM20 200L23 201V198L20 199ZM31 200H32V199H31ZM109 200H110V197H109ZM118 200H119V199H118ZM121 200H122V199H121ZM124 200H125V199H124ZM237 200H238V199H237ZM25 201H26V200H25ZM34 201H35V200H34ZM116 201H117V200H116ZM119 201H120V200H119ZM156 201H157V200H156ZM165 201H166V200H165ZM23 202H24V201H23ZM26 202H27V201H26ZM26 202H25V203H26ZM28 202L30 203V201H28ZM32 202H33V201H32ZM40 202H41V201H40ZM123 202H124V201H123ZM123 202H122V203H123ZM139 202H140V201H139ZM139 202H138V203H139ZM236 202H237V201H236ZM97 203H98V202H97ZM97 203H96V204H97ZM224 203H225V202H224ZM9 204H10V203H9ZM37 204H38V203H37ZM96 204H95V205H96ZM98 204H99V203H98ZM175 204H176V203H175ZM25 205H26V204H25ZM40 205H41V204H40ZM83 205H84V204H83ZM95 205H94V206H95ZM124 205H125V203H124ZM9 206H10V205H9ZM99 206H102V204L99 205ZM99 206H97V207H99ZM179 206H180V205H179ZM22 207H23V206H22ZM170 207H171V206H170ZM174 207H175V206H174ZM5 208H6V207H5ZM7 208H8V207H7ZM7 208H6V209H7ZM32 208H33V207H32ZM41 208H42V207H41ZM53 208H54V207H53ZM99 208H100V207H99ZM121 208H122V207H121ZM125 208H126V206H125ZM29 209H30V207H29ZM48 209H49V208H48ZM55 209H56V208H55ZM113 209H114V208H113ZM113 209H112V210H113ZM118 209H120V207H119ZM26 210H27V209H26ZM94 210H95V209H94ZM110 210H111V209H110ZM112 210H111V211H112ZM115 210H116V209H114V211H115ZM121 210H122V209H121ZM31 211H32V210H31ZM5 212H6V211H5ZM19 212H20V211H19ZM42 212L44 213V211H42ZM47 212H48V210H47ZM6 213H8V212H6ZM48 213H49V212H48ZM60 213H61V212H60ZM24 214H26L25 211H24ZM9 215H10V214H8L7 216H9ZM35 215H36V214H35ZM40 215H41V214H40ZM40 215H39V216H40ZM26 216H27L26 218H28V215H26ZM48 216L50 217V215H48ZM113 216H114V215H113ZM9 217H10V216H9ZM16 217H17V216H16ZM158 217H159V216H158ZM13 218H14V217H13ZM29 218H31V216H30ZM29 218H28V220H29ZM33 218H34V217H33ZM40 218H41V217H40ZM4 219H5V218H4ZM8 219H9V218H8ZM14 219H15V218H14ZM19 219H20V218H19ZM24 219H25V218H24ZM34 219H36V218H34ZM12 220H13V219H12ZM16 220H17V219H16ZM28 220L26 221L27 223H28ZM30 220H31V219H30ZM30 220H29V221H30ZM47 220H48V217H47ZM78 220H79V219H78ZM6 221H7V220H6ZM14 221H15V220H14ZM23 221H24V220H23ZM23 221H22V222H23ZM33 221H34V220H33ZM12 222H13V221H12ZM2 223H3V222H2ZM24 223H25V222H24ZM24 223H23V224H24ZM31 223H32V222L30 221V224H31ZM164 223H165V222H164ZM259 223H260V222H259ZM259 223H258V224H259ZM261 223H263V225H264V221H262ZM7 224H8V223H7ZM33 224H34V223H33ZM145 224H146V223H145ZM11 225H12V223H11ZM11 225H10V226H11ZM137 225H138V224H137ZM137 225H136V226H137ZM146 225H147V224H146ZM8 226H9V225H8ZM13 226H14V225H13ZM13 226H12V227H13ZM28 226H30V225L28 224ZM85 227H86V226H85ZM143 227H144V226H143ZM13 228H14V227H13ZM82 228H83V227H82ZM259 228H262V227L260 226V224H259ZM259 228H258V229H259ZM263 228H264V226H263ZM9 229H10V228H9ZM9 229H8V230H9ZM26 229L28 230L27 226L25 227V230H26ZM6 230H7V229H6ZM23 230H24V228H23ZM231 230H232V229H231ZM233 230H234V229H233ZM259 230H260V229H259ZM19 231H22V230H19ZM49 231H50V230H49ZM263 231H264V230H263ZM25 232H26V231H25ZM31 232H32V230H31ZM128 232H129V231H128ZM244 232H245V230H244ZM249 232H250V230H249ZM13 233H14V232H13ZM15 233H16V232H15ZM18 233H19V232H18ZM33 233H34V232H33ZM35 233H36V232H35ZM50 233H51V232H50ZM79 233H80V232H79ZM114 233H115V232H114ZM119 233H120V232H119ZM232 233H233V231H232ZM19 234H20V233H19ZM28 234H29V232H28ZM28 234H27V235H28ZM263 234H264V232H263ZM25 235H26V234H24V236H25ZM52 235H53V234H52ZM20 236H21V235H20ZM22 236H23V235H22ZM37 236H38V235H37ZM135 236H136V235H135ZM237 236H238V235H237ZM260 236H261V235H260ZM262 236H264V235H262ZM12 237H14V236H12ZM18 237H19V236H18ZM26 237H28V236H26ZM33 237H34V234H33ZM110 237H111V236H110ZM256 237H257V236H256ZM15 238H16V237H14V239H15ZM19 238H20V237H19ZM63 238H64V237H63ZM127 238H128V237H127ZM189 238H190V237H189ZM232 238H233V237H232ZM232 238H231V239H232ZM236 238H237V237H236ZM236 238H235V240H238V239H236ZM261 238H262V237H261ZM24 239H25V238H24ZM35 239H36V238H35ZM125 239H126V238H125ZM241 239H242V238H241ZM247 239H248V237H247ZM250 239H251V238H250ZM262 239H263V238H262ZM15 240H16V239H15ZM84 240H85V239H84ZM121 240H123V239H121ZM143 240H144V239H143ZM233 240H234V239H233ZM10 241H12V240H11V237H10ZM21 241H22V240H21ZM61 241H62V240H61ZM92 241H93V240H92ZM119 241H120V240H119ZM130 241H131V240H130ZM238 241H239V240H238ZM241 241H243V240H241ZM254 241H255V240H254ZM17 242H18V241H17ZM17 242H16V244H17ZM45 242H46V241H45ZM78 242H79V241H78ZM90 242H91V241H90ZM230 242H231V241H230ZM232 242H233V241H232ZM13 243H14V242H13ZM81 243H83V242H81ZM7 244H8V243H7ZM11 244H12V243H11ZM88 244H90V243H88ZM93 244H94V241H93ZM244 244H246V243H244ZM259 244H260V243H259ZM259 244H258V245H259ZM14 245H15V244H14ZM32 245H33V244H32ZM82 245H83V244H82ZM96 245H97V244H96ZM218 245H219V244H218ZM250 245H253V244H250ZM250 245H249V248H250ZM0 246H2V245H0ZM4 246H5V244H4ZM16 246L19 247V244L16 245ZM22 246H23V245H22ZM22 246H21V247H22ZM88 246H89V245H88ZM91 246H92V245H91ZM94 246H95V245H94ZM97 246H98V245H97ZM101 246H102V244H101ZM237 246H238V245H237ZM243 246H244V245H243ZM253 246H254V245H253ZM259 246H260V245H259ZM24 247H25V246H24ZM39 247H40V246H39ZM46 247H47V246H46ZM67 247H68V246H67ZM103 247H104V246H103ZM227 247H229V246H227ZM262 247H263V245H262ZM78 248H79V247H78ZM78 248H77V249H78ZM230 248H231V247H230ZM230 248H229V249H230ZM249 248H248V249H249ZM18 249H19V248H18ZM18 249H17V250H18ZM29 249H30V248H29ZM32 249H33V248H32ZM37 249H38V248H37ZM37 249H36V251H37ZM65 249H66V248H65ZM93 249H94V248H93ZM232 249H233V246H232ZM246 249H247V246H246ZM3 250H4V249H3ZM14 250H15V249H14ZM70 250H72V249H70ZM75 250H76V249H75ZM96 250H97V249H96ZM238 250H240V249H238ZM244 250H245V249H244ZM263 250H264V249H263ZM4 251H5V250H4ZM11 251H12V250H11ZM19 251H20V249H19ZM19 251H18V253H19ZM32 251H33V250H32ZM68 251H69V250H68ZM76 251H78V250H76ZM79 251H80V250H79ZM79 251H78V252H79ZM236 251H237V250H236ZM12 252L14 253V251H12ZM20 252H21V251H20ZM47 252H48V251H47ZM71 252H72V251H71ZM232 252H234V251H232ZM245 252H247V251H245ZM245 252H244V253H245ZM258 252H259V251H258ZM0 253H1V252H0ZM16 253H17V252H16ZM21 253H22V252H21ZM25 253H26V252H25ZM79 253H80V252H79ZM83 253H84V252H83ZM229 253H230V252H229ZM261 253H262V252H260V256H259V258L261 257ZM26 254H27V253H26ZM68 254H70V253H68ZM80 254H81V253H80ZM13 255H14V254H13ZM15 255H16V254H15ZM19 255H20V254H19ZM19 255H18V256H19ZM82 255H83V254H82ZM243 255H244V254H243ZM255 255H256V254H255ZM230 256H231V255H230ZM22 257H24V256L21 255V258H22ZM56 257H57V256H56ZM76 257H77V256H76ZM80 257H83V256H80ZM80 257H79V259H80ZM232 257H233V255H232ZM19 258H20V257H19ZM195 258H196V256H195ZM195 258H194V259H195ZM251 258H252V257H251ZM77 259H78V258H77ZM200 259H201V258H200ZM216 259H217V258H216ZM25 260H26V259H25ZM47 260H48V258H47ZM123 260H124V258H123ZM175 260H176V259H175ZM72 261H73V260H72ZM74 261H75V260H74ZM79 261H81V260H79ZM238 261H239V260H238ZM39 262H40V261H39ZM45 263H46V262H45ZM57 263H58V262H56V264H57ZM71 263H72V262H71ZM28 264H30V263H28ZM46 264H47V263H46ZM73 264H74V263H73ZM167 264H168V263H167Z\"/></svg>",
  "mask_w": 264,
  "mask_h": 264
}]
</instances>
